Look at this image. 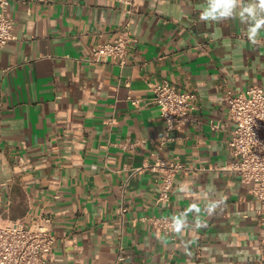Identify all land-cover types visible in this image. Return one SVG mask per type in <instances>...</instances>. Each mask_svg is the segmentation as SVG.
I'll use <instances>...</instances> for the list:
<instances>
[{"label":"crops","instance_id":"obj_1","mask_svg":"<svg viewBox=\"0 0 264 264\" xmlns=\"http://www.w3.org/2000/svg\"><path fill=\"white\" fill-rule=\"evenodd\" d=\"M203 3L136 0L129 16L118 0L10 1L16 37L0 47V224L49 214L56 242L47 264H264L259 202L220 168L235 126L226 91L264 81V29L253 45L238 18L201 22ZM128 19L124 63L93 61L91 47ZM164 79L196 99L194 120L160 146L166 123L152 84ZM154 152L203 168L179 171L165 204L155 201ZM208 200L223 203L202 211L205 227L194 213L180 234L148 220ZM120 242L128 257L116 262Z\"/></svg>","mask_w":264,"mask_h":264},{"label":"built area","instance_id":"obj_2","mask_svg":"<svg viewBox=\"0 0 264 264\" xmlns=\"http://www.w3.org/2000/svg\"><path fill=\"white\" fill-rule=\"evenodd\" d=\"M11 0H0V47L6 45L16 36L13 33L14 21L9 9ZM130 16L136 0H118ZM129 19L124 28L112 38L96 43L91 47V59L100 62L110 57L123 64L128 47L134 40L129 31ZM153 102L158 106L160 115L166 123V134L160 146L175 139V131L194 120L193 109L196 94L191 91L179 90L170 81L164 79L152 84ZM227 115L234 122V129L229 140L230 157L220 168L236 173L243 183L250 187V192L259 202L257 214L264 215V81L251 85L244 90L226 91ZM132 104L137 105L138 99L128 96ZM212 126H217L213 124ZM135 142H125V148H133ZM154 161L148 166L159 173L157 204H165L170 199V189L179 171L196 172L203 168L195 164H186L177 159H168L153 153ZM127 205L121 203L116 215L122 225ZM150 223L157 229L173 231L171 218L153 215ZM52 217L45 214L31 225L22 220L0 224V264H47V254L56 242L52 229ZM122 235V226L120 237ZM128 257L127 251L120 242L116 262Z\"/></svg>","mask_w":264,"mask_h":264},{"label":"clouds","instance_id":"obj_3","mask_svg":"<svg viewBox=\"0 0 264 264\" xmlns=\"http://www.w3.org/2000/svg\"><path fill=\"white\" fill-rule=\"evenodd\" d=\"M200 21L205 23H219L227 19L238 18L241 24L247 25L245 35L253 45L259 42L260 32L264 29V0H204L200 6ZM179 191H185L183 186ZM223 200H208L203 210L197 203H191L188 208L171 217L172 230L180 234L188 227V215L194 213L196 216V227H205L206 222L200 219L201 213L211 216Z\"/></svg>","mask_w":264,"mask_h":264}]
</instances>
